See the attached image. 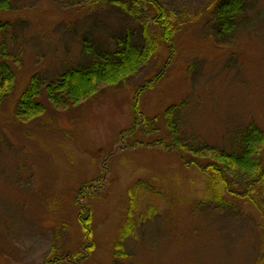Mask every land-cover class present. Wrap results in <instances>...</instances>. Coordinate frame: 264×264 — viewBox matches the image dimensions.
<instances>
[{"label":"rangeland","instance_id":"rangeland-1","mask_svg":"<svg viewBox=\"0 0 264 264\" xmlns=\"http://www.w3.org/2000/svg\"><path fill=\"white\" fill-rule=\"evenodd\" d=\"M117 1L157 29L144 0ZM155 1L177 30L137 76L67 106L44 90L30 120L17 108L32 77L55 80L84 64L87 36L107 47L137 22L111 0H15L0 11V64L15 75L0 104V264H264V202L244 198L249 178L229 175L234 207L195 206L212 151L239 148L251 124L264 134V0H248L247 24L225 44L213 32L221 0ZM173 106L185 155L167 126ZM257 159L264 166V146ZM131 199L132 235L119 241Z\"/></svg>","mask_w":264,"mask_h":264},{"label":"trees","instance_id":"trees-1","mask_svg":"<svg viewBox=\"0 0 264 264\" xmlns=\"http://www.w3.org/2000/svg\"><path fill=\"white\" fill-rule=\"evenodd\" d=\"M14 1L0 0V11L11 10ZM144 1L154 13L153 23L157 29L150 26L146 18L138 14V9L134 8V2L126 4L123 1L111 0V3L123 14L127 16L133 14L137 24L133 27H127L122 33L111 37L107 47L105 45L100 46V48L95 46L92 36H87L83 40L84 64L64 71L55 80L44 82L39 76L32 77L29 86L18 101V118L30 120L44 112L43 105L38 101L44 90L53 106H67L70 102L74 104L92 98L104 85L117 86L125 84L137 76L159 51V39L166 44H170L177 30L176 25L171 20L173 18L163 6L155 0ZM248 13V0H221L215 6L213 32L218 44L229 42L238 28L247 24ZM191 18V22H194L195 18ZM181 19H176L179 25L183 22ZM14 84L15 75L12 67L6 63H1L0 104L11 93ZM139 105L137 97L133 105L135 118L142 116ZM176 107L173 106L167 110L166 121L174 138V143L178 145L180 152L185 155L191 150L185 151L190 146L180 143L179 134L174 127L173 115ZM239 145V148H234L231 152L215 148L212 151V160L215 161L208 162L206 168H198L200 172L204 173L205 183L201 192L203 197L195 204L197 209H202L207 202L217 204L221 209L229 206L234 207L233 200L238 191L231 190L232 185L229 182V175H244L249 178L247 184L243 186L245 190L244 198L255 206L263 204L264 200L261 197L264 195L262 189L264 187L260 188L259 185L264 182V166L258 161L257 157L260 156L264 146V134L256 124H251L242 135ZM203 150L207 152L209 149L204 146ZM142 187L144 188L143 184L140 183L130 189V197L132 198L134 192L142 189ZM154 209L153 207L148 208V210ZM132 210H135L134 199H131L129 217L124 224L119 241L125 240V237H128L129 234L132 235L131 229L134 227V222L130 218ZM260 210L264 220V210L261 207ZM80 217L82 218V214ZM91 220L92 218L89 216L88 221L83 223V228L86 236L93 241ZM120 245L121 243L118 242L113 251L115 257L121 256V253H123L119 250L121 249ZM88 252L91 253L92 249L88 248Z\"/></svg>","mask_w":264,"mask_h":264}]
</instances>
